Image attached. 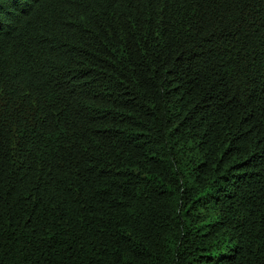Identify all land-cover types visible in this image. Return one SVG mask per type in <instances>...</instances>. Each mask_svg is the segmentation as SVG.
Listing matches in <instances>:
<instances>
[{
	"label": "trees",
	"instance_id": "16d2710c",
	"mask_svg": "<svg viewBox=\"0 0 264 264\" xmlns=\"http://www.w3.org/2000/svg\"><path fill=\"white\" fill-rule=\"evenodd\" d=\"M0 264H264V0H0Z\"/></svg>",
	"mask_w": 264,
	"mask_h": 264
}]
</instances>
